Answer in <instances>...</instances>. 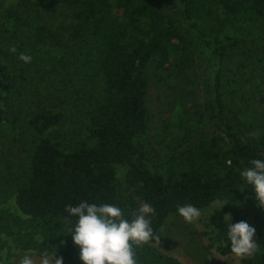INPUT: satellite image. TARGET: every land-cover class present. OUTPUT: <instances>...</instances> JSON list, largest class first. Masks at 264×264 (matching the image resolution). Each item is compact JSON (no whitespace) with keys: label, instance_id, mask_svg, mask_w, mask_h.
I'll return each instance as SVG.
<instances>
[{"label":"trees","instance_id":"16d2710c","mask_svg":"<svg viewBox=\"0 0 264 264\" xmlns=\"http://www.w3.org/2000/svg\"><path fill=\"white\" fill-rule=\"evenodd\" d=\"M59 8L69 22L54 24ZM262 23L264 0H18L0 11V154L13 148L1 142L5 123L23 121L30 132L14 192L21 215L0 209V254L5 237L30 250L38 234L40 253L83 264L67 205L115 204L131 219L147 203L160 238L137 249L138 264H182L157 248L168 220L183 218L178 206L220 200L227 203L205 224L208 247L233 255L225 215L251 227L237 204L253 201L259 247L240 264H264V207L240 174L251 160H264V138H256L262 122L258 115L243 123L229 105L254 78L264 79V32L245 37ZM46 56L56 64L44 75L36 65ZM63 72L61 86L51 85L78 108V129L66 130L67 117L48 108L9 119L17 92L33 77L38 86ZM152 82L168 99L158 147L151 142ZM26 224L32 233H24Z\"/></svg>","mask_w":264,"mask_h":264},{"label":"rangeland","instance_id":"374dc122","mask_svg":"<svg viewBox=\"0 0 264 264\" xmlns=\"http://www.w3.org/2000/svg\"><path fill=\"white\" fill-rule=\"evenodd\" d=\"M17 3L18 0H0V11L14 6ZM61 10L62 8H59L52 16L54 24L69 22L66 16L60 14ZM254 31L264 32V23L251 27V30L245 34V37L248 38L249 34ZM45 58L46 59L42 61V63L37 62L36 65V69H41L44 75L46 70L53 68L56 64L50 57L46 56ZM32 62L33 60H31L30 63ZM65 77L66 74L63 72L56 80H52V82L47 81L45 84L38 86L36 85L39 81L37 78L33 77L26 88L17 92L14 98V104L9 111V119L13 120L16 115L20 114L27 115L31 110L41 111L43 108H48L51 112H61L67 117L66 130H71L72 128L78 129V108L74 105L72 100L68 101L66 99V94L57 92V89L51 85V83H53L61 86V78ZM263 80L264 79L257 76L253 79V82L245 87L246 92L252 91V96L246 92H241L240 96L244 93L243 98L237 96L235 99H229L232 115L236 119H241L243 123L245 121L248 123L252 119L258 122L259 118L256 116H260L262 124L260 125L259 123L260 126L258 127L256 135L257 139L264 138ZM255 84L258 86L255 87ZM258 89L261 90V93L257 92ZM61 100H65V102H61ZM226 100L228 101V97H226ZM167 101L168 99L164 87L161 84L152 82L149 94V112L150 126L152 129L151 142L156 147H158V143L161 141L157 130L163 127V120L167 117ZM247 111L254 115L249 114L244 116ZM72 121H76L77 123L71 124ZM29 135L30 132L25 128L23 121L20 122L16 128L14 126H9L7 123H5L2 128L1 142H9L12 144L13 148L11 151L2 149L0 154V209L16 215H21V212L16 207L14 192L18 183L22 181L21 173L24 170L22 164H26V159L23 160L25 154L20 152V148L26 144ZM81 137L82 134H80L78 139L81 140ZM5 182H15L16 184L6 185ZM221 203L223 202L218 200L200 209L201 216L192 223L185 222L183 218H170L163 230L162 242L157 245L161 254L167 257H174L182 264H240L241 260L247 256L237 257L235 254L222 255L217 250L208 247L209 239L208 236H206L207 229L205 228V224L213 211L224 207V205L220 207ZM237 209L246 214L251 223V227L255 229L253 240L257 243L258 248L259 243L256 237V220L254 218L256 211L255 203L253 201H247L243 204H237ZM27 232L32 233L33 230L26 224L24 233ZM33 238V240L38 243L33 245L34 248L25 250L19 243L14 242L17 239L16 236L5 237L4 239L8 245L0 254V264H19L20 259L24 255H31L36 264H40L41 253L37 247L44 241V238H41L38 234H34ZM47 246H50V242ZM46 252L49 254L50 258L54 255L51 250ZM56 258L58 257L56 256Z\"/></svg>","mask_w":264,"mask_h":264},{"label":"clouds","instance_id":"9594fccd","mask_svg":"<svg viewBox=\"0 0 264 264\" xmlns=\"http://www.w3.org/2000/svg\"><path fill=\"white\" fill-rule=\"evenodd\" d=\"M9 51L15 53L16 48L12 47ZM19 59L30 63L32 57L21 53ZM250 164L251 167L240 174L248 185L253 186L257 204L264 207V160L253 159ZM226 203H221L220 207ZM177 211L187 223L201 216V210L193 205L178 206ZM65 212L68 217L77 218L71 236L83 264H138L137 249L152 240L159 242L160 237L155 234L151 220L155 209L147 203L131 213V219L126 218L118 205L89 203L86 200L75 206L67 205ZM225 217L228 220L227 238L231 243V252L237 257L252 255L257 249L253 240L255 229L245 221L232 223L230 214ZM53 262L63 264V258H56L55 254L50 258L46 251L41 253L40 264ZM19 264L36 262L31 255H24Z\"/></svg>","mask_w":264,"mask_h":264}]
</instances>
